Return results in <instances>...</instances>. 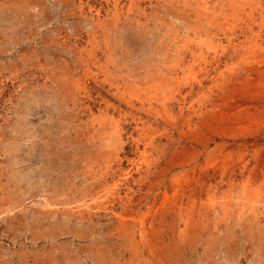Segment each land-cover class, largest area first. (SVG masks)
<instances>
[{
    "label": "rangeland",
    "instance_id": "rangeland-1",
    "mask_svg": "<svg viewBox=\"0 0 264 264\" xmlns=\"http://www.w3.org/2000/svg\"><path fill=\"white\" fill-rule=\"evenodd\" d=\"M0 264H264V0H0Z\"/></svg>",
    "mask_w": 264,
    "mask_h": 264
},
{
    "label": "bare ground",
    "instance_id": "bare-ground-1",
    "mask_svg": "<svg viewBox=\"0 0 264 264\" xmlns=\"http://www.w3.org/2000/svg\"><path fill=\"white\" fill-rule=\"evenodd\" d=\"M259 7V6H258ZM246 40V39H245ZM239 41V40H238ZM243 41V40H242ZM242 43V42H241ZM198 44H200V43H198ZM208 47V46H207ZM186 97V96H185ZM189 190V189H188ZM188 192V191H187ZM190 192V191H189ZM187 195V194H186ZM185 198H186V196H185ZM194 201V200H193ZM190 204V203H189ZM191 215V214H190Z\"/></svg>",
    "mask_w": 264,
    "mask_h": 264
}]
</instances>
